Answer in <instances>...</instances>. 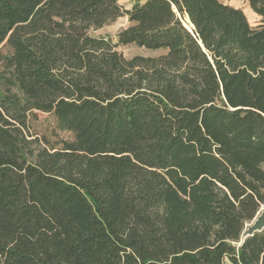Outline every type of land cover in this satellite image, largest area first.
I'll return each instance as SVG.
<instances>
[{"label":"trees","instance_id":"trees-1","mask_svg":"<svg viewBox=\"0 0 264 264\" xmlns=\"http://www.w3.org/2000/svg\"><path fill=\"white\" fill-rule=\"evenodd\" d=\"M239 1L259 25L220 0H0V264H264V229L241 239L264 204V0Z\"/></svg>","mask_w":264,"mask_h":264},{"label":"rangeland","instance_id":"rangeland-1","mask_svg":"<svg viewBox=\"0 0 264 264\" xmlns=\"http://www.w3.org/2000/svg\"><path fill=\"white\" fill-rule=\"evenodd\" d=\"M135 0H119L120 4H122L125 8H129L132 2ZM220 1H225V0H220ZM230 5L236 8H239L243 11L244 15L246 16L250 26L255 27L259 25L260 22V17L257 16L248 6L247 2L244 1H239V0H233L230 1ZM128 25L127 17L126 16H121L118 17L116 20L104 25L103 27L94 30L93 34L97 36H106L109 37L113 42L117 41V33L125 28ZM116 49L125 57V58H130L135 55H143V56H155L161 53L160 50H148L144 48L137 47L133 44H127V45H118ZM7 46L3 45V43L0 45V52L5 54L7 53ZM0 70H1V65H0ZM37 121L34 124L35 128L42 132L46 133L47 137L49 139H52L55 136V133L60 138L64 139H70L72 138L71 133L67 131H56L55 130V121L52 117L51 114L48 113H42V112H37L36 113ZM55 132V133H54ZM264 207V204H262L259 208L261 210ZM250 224L247 223L246 225ZM245 225V227H246ZM226 264H230L229 262H226Z\"/></svg>","mask_w":264,"mask_h":264},{"label":"water","instance_id":"water-1","mask_svg":"<svg viewBox=\"0 0 264 264\" xmlns=\"http://www.w3.org/2000/svg\"><path fill=\"white\" fill-rule=\"evenodd\" d=\"M262 229H264V207L256 213L254 218L250 221V224L246 225L242 232L241 239L252 235L254 232L261 231Z\"/></svg>","mask_w":264,"mask_h":264},{"label":"crops","instance_id":"crops-1","mask_svg":"<svg viewBox=\"0 0 264 264\" xmlns=\"http://www.w3.org/2000/svg\"><path fill=\"white\" fill-rule=\"evenodd\" d=\"M230 1H233V0H225V1H221V2L224 3V4L230 5Z\"/></svg>","mask_w":264,"mask_h":264}]
</instances>
